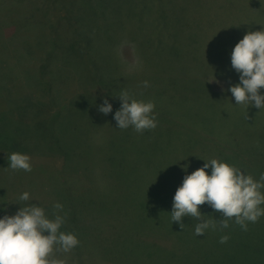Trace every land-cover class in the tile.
I'll return each mask as SVG.
<instances>
[{
  "label": "rangeland",
  "instance_id": "obj_1",
  "mask_svg": "<svg viewBox=\"0 0 264 264\" xmlns=\"http://www.w3.org/2000/svg\"><path fill=\"white\" fill-rule=\"evenodd\" d=\"M56 1L0 0V218L63 205L60 231L79 240L54 252L66 264H264V228L254 239L253 223L238 233L229 220L221 244L219 228L196 236L203 221L171 217L204 147L229 165L245 157L236 121L249 112L219 85L239 82L231 52L264 28V0ZM122 91L154 102L155 129L117 128ZM13 152L31 172L8 167Z\"/></svg>",
  "mask_w": 264,
  "mask_h": 264
},
{
  "label": "clouds",
  "instance_id": "obj_2",
  "mask_svg": "<svg viewBox=\"0 0 264 264\" xmlns=\"http://www.w3.org/2000/svg\"><path fill=\"white\" fill-rule=\"evenodd\" d=\"M231 66L239 74V83L228 88L236 105L264 108V94L260 92L264 89V28L247 32L234 46ZM144 86H148L147 81ZM118 98L121 105L113 117L118 129L131 126L137 133H142L157 127L154 102L137 100L127 91H122ZM98 111L107 115L112 112V105L104 99ZM8 159V167L12 170L31 172L29 155L13 152ZM209 167L210 175L205 171ZM184 168L186 170L187 165ZM262 189L264 173L257 180L234 165L211 159L184 176L173 197L172 222H177L183 229L181 221L185 216L203 221L195 225L196 236L204 235L208 229H226L232 219L247 231L249 222L256 223L264 216ZM20 199L28 201L29 193H22ZM204 204L222 213V218L215 220L210 216V219H204L199 210ZM53 208L56 212L52 219L42 207L33 203L20 207L14 215L0 218V264H66L65 260L55 258L54 252L68 253L78 246L79 240L71 232L60 231L65 223V216L59 214L63 205L55 203ZM228 240L229 236L224 235L219 242L224 244Z\"/></svg>",
  "mask_w": 264,
  "mask_h": 264
},
{
  "label": "trees",
  "instance_id": "obj_3",
  "mask_svg": "<svg viewBox=\"0 0 264 264\" xmlns=\"http://www.w3.org/2000/svg\"><path fill=\"white\" fill-rule=\"evenodd\" d=\"M58 2H60L59 0H57ZM56 1V2H57ZM63 2L60 3L59 7H61L63 4ZM239 83V82H238ZM231 82L229 80H222L220 83V97L219 99H225V98H230L231 100H233L234 105L236 106V102L234 97L232 96V94H229L230 91H228V88L230 87ZM261 91L264 89H260ZM224 94V95H222ZM262 94H264V91H262ZM222 95V96H221ZM243 106V105H241ZM244 108L249 112L248 114V118L246 115L243 116L242 119L236 121L238 124V127L236 128L237 132H240L238 139L240 140V143H245V145L248 146V149L246 152H244V158L241 157H237L236 159L233 160L234 166L239 168L240 170H242L245 174H249L252 175L254 179H259V176L261 173H264V108L262 109H257L255 107L249 106L248 108H246V106L244 105ZM258 111L260 114H256L254 116H250L252 115L255 111ZM3 119V121H5V119L3 117H0V121ZM13 122V121H12ZM247 123V124H246ZM1 124V122H0ZM3 125V124H2ZM0 125V133L2 128L6 127L5 125ZM240 127H242V130L240 129ZM235 142V139H234ZM253 142V143H252ZM189 154H192L191 151H189ZM211 159H216L214 157H212V155L210 154L209 150L207 148H203L202 152H201V167L203 166V164L205 162L210 161ZM221 161V159H218ZM189 166L191 165V167L194 168V164H196V161H189ZM194 164H192V163ZM199 162V161H198ZM199 164V163H198ZM197 165V164H196ZM196 170V168H195ZM206 171H210L211 172V167H209L208 169H206ZM262 192H264V189L261 190ZM261 207H264V205H261ZM208 213V212H207ZM208 216L210 217V213H208ZM220 214L216 216H211L213 219L217 220V219H221L219 218ZM204 218H207L206 216ZM234 220V219H232ZM250 224V222L248 223ZM254 224V233L249 234L252 238L256 239L257 237H262L261 235H259L261 233V229L264 228V216H261L258 220V222L253 223ZM65 226V225H62ZM62 228V227H61ZM238 233L241 230L240 226H238ZM228 232L223 229L221 231H219L215 238L219 239L221 236L227 235ZM249 238V237H248ZM260 239V238H259ZM236 254H240V253H236Z\"/></svg>",
  "mask_w": 264,
  "mask_h": 264
}]
</instances>
